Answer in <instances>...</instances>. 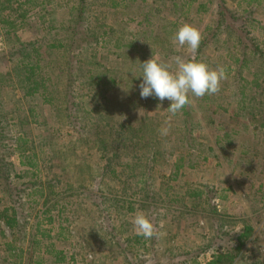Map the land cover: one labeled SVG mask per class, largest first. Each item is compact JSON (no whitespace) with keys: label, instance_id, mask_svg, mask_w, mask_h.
Listing matches in <instances>:
<instances>
[{"label":"rangeland","instance_id":"obj_1","mask_svg":"<svg viewBox=\"0 0 264 264\" xmlns=\"http://www.w3.org/2000/svg\"><path fill=\"white\" fill-rule=\"evenodd\" d=\"M89 1L93 3L94 15L104 10L103 4L108 2ZM172 1L181 5L172 15L177 22L171 24L168 20L164 21L166 17L169 18L165 7L163 11L166 14H161V23L151 29L161 37L168 35L161 44L164 48L151 45L153 37L151 41L147 38V45L142 46L143 35H140L150 34V30L138 24L143 18L144 9L135 10L132 7L126 9L127 14L122 19L128 22L122 25L114 22L115 19L108 13L102 15L107 16L104 19L114 30L108 44L99 47L95 55H91L86 40L81 41L80 45L75 43L76 47L73 42H76L79 34L83 35V26L75 28V35L71 31L73 25L80 24L73 22L71 14L75 0H39L29 11V25L11 34L7 31L17 27L19 21L10 23L8 28H0V54H3L24 47L40 37L44 32L39 17L46 12L44 20L47 19L46 25L51 31L49 38L57 35L59 41L56 44L61 43L58 48L51 50L52 54L48 58L58 60L64 57L62 60L65 62L71 53L74 64L69 61L66 67L76 75L69 79L68 87L64 84V74L60 69V66L63 67L62 62L51 63L48 67L52 73L55 100L53 104L42 106L40 98L24 99L21 88L14 87L9 81L0 85V102L3 103L7 118L10 117L8 131L10 135H22L29 140L21 145L29 149L25 161L33 163L22 162L24 159L20 152H13L11 146L5 151V161L9 165L3 168L5 173L0 171V210L14 203L6 187L8 181H11L16 184L14 189L19 187L22 190L14 193L15 198L19 199L15 205L21 216L26 218L27 232L17 242L24 248L22 255H18L17 248L10 252L6 244L18 238L2 223L0 264H188L184 263L185 258H181L185 251H190L191 255L197 254L196 249L217 237L222 227L233 226L237 229L245 222L255 226V233L248 237L240 256L232 264H264L263 132L259 136L264 129L260 130L258 123H251L248 118L237 114L236 97L229 87L231 81H226L231 79V68L228 70L229 50L225 44L228 34L224 30H211L215 29L214 21L219 17L217 9L222 8V5L238 10L246 6L255 9L252 30L259 39L264 40V0H252V5L247 4V0H241L243 5L239 8L236 5L238 0H213L207 11H198V2L183 5L189 1ZM130 18L136 22L129 21ZM13 19L11 16L10 21ZM185 22L201 32L200 51L192 52L187 45L177 47L173 44L172 37ZM57 28L58 31L55 30ZM212 31H216L219 38L213 37ZM116 38L123 40L122 53L130 56L125 62L116 54L117 47L113 40ZM153 49H156L154 57L163 62H171V58L177 55L187 60L198 53V61L205 62L210 68L219 65L226 68L227 79L221 82L222 92L211 101V112L207 116L203 114L205 109L200 108L201 98L190 94L195 107L193 113L196 114L193 136L197 139L195 147L190 150L186 145L180 151L176 150L178 144L182 145L179 139L182 137L179 116L172 117L167 135H161L158 131L170 115L167 110L170 101L166 99L161 104L155 97L145 99L140 96L139 84L143 77L139 59L145 54L149 55L148 59L151 58ZM135 63L136 71L130 72ZM13 65H4V61H0V71L10 70ZM111 74L119 76L120 84L106 90L103 95L100 88L107 89L106 79ZM91 75H103L105 80L99 84L94 83ZM98 113L113 115L114 123L127 125L149 116L153 123L158 124V136L153 142L156 145L161 143L163 156L154 164L151 174H141L138 168L134 172L136 176L125 181V175L119 179L109 172L110 167L105 166L107 156L101 158L94 146L96 144L90 140L93 139L91 129L98 120ZM20 118L23 120L19 122ZM83 122L88 123L85 128ZM84 131L88 136L87 141L81 137ZM226 133L238 134L226 137ZM217 136L226 137L232 143L222 139L223 145H217ZM198 142L207 146H197ZM209 146H213L216 153L208 160H203V155L209 153L206 149ZM201 149L206 150L202 152ZM187 152L190 153L185 155ZM151 153L149 148L146 155ZM181 155H185L184 165L176 175L175 163ZM122 156L113 162L116 160L119 166L125 162H135L134 159ZM138 183L142 187L151 184L152 189L148 194L154 195L153 200L157 203L155 208L150 206L152 199H147V191H142L139 195L144 206L136 205L134 212L128 211L129 203L124 200L132 198ZM198 189L210 192L203 195V203L196 205L187 191ZM48 195L52 199L44 204V198ZM48 207H51L49 213L44 215L42 211ZM139 211L149 219L152 216L158 218L161 229L155 240L135 238L130 220ZM37 222H40L41 231L49 232L50 236L35 232L33 226ZM112 228L113 235L108 236L105 229L112 231ZM114 235L116 238H113ZM33 238L38 240L37 244ZM50 242L55 244V252L63 251L64 260H59L57 253L47 252L45 245ZM153 248H156L155 252ZM221 252L222 248L204 252L198 255V260L204 264Z\"/></svg>","mask_w":264,"mask_h":264},{"label":"trees","instance_id":"obj_2","mask_svg":"<svg viewBox=\"0 0 264 264\" xmlns=\"http://www.w3.org/2000/svg\"><path fill=\"white\" fill-rule=\"evenodd\" d=\"M38 1L39 0H0V28H5L10 23L19 21L17 27L9 29V31H7V33L11 34L14 31L17 33V30L22 28L24 25H29V11L32 10L31 8L37 5ZM75 1V4L72 6L71 14L72 17H74L73 22L76 24H80L73 25L74 27L73 29L71 28V31L75 35V32H77L74 31L75 28L77 29L78 26H83V35L81 36L78 33L80 37H77L76 42L73 39V43L74 45H76L75 43H78V45H80L81 41L86 40V43L90 48L89 50L91 52V55H95V52L99 49V47L107 45L109 42V38H112L111 33H113L114 28L110 26V24H108L104 19L107 18V16H102L105 15V13H108V15L112 19H115L114 22L122 25L128 22V20L122 19L127 14V8L130 9L132 7V9L135 10L144 9V13H142L143 18L138 21V24H140L141 27H144V29H149L151 35L147 33H145V35H140V37H142L143 35L142 38L144 43H142V46L147 45L145 43L147 41V38H149V41H151L153 37V40L150 44L164 48L161 46V44L164 42V39L168 38V35H163L161 37L160 34H157V31L153 33L151 29L159 26V23H161V14H166L163 11V8L165 7H167L168 9L169 18L164 17V21L168 20V23L175 24L177 21L172 18V15L174 12H177L178 7L181 6L180 4L175 3L172 0H108V2L103 4V6H105V9L96 12V14L94 15L95 10L94 12H92L93 3L91 1ZM187 1H189V3H184L183 5L190 4L192 2H198V11H207L210 4L213 2V0ZM247 1V4L252 5V0ZM236 5L239 8L243 4H241V0H238V3ZM239 9L241 11L237 8L228 9L226 7H223L222 5V8L217 9L219 17L216 21H214L215 29L211 30H217L218 32L224 30V32H227L228 34V38H226L225 44L227 45V48L229 50L228 56L231 60H229L228 64V70L229 68H231V73L229 72V74L231 75V79L226 81H231L229 87L231 90L230 92L236 97L235 101L237 114L241 115L243 118H248L251 123H258L260 125V130H263L264 40L259 39L258 36L254 34V30H252L255 21L252 17L255 9L246 8V6H242V8ZM11 16H13L14 18L12 21H10ZM44 17L46 18V12H44L43 15L39 17L40 23L42 25V30L44 32L41 36L39 35V39L37 38L33 41H30L24 47L15 48L9 52L0 54V61H4V65L14 63L10 70L0 71V85L2 86L4 85V83L7 84V81H9V83L14 84V87L21 88V91L23 92L22 97L24 99H26L27 97L31 99L40 98L41 106L45 104H53L55 100V95H53L52 73L48 67L49 65H51V63L59 64L62 62L61 64H63V67L60 66V69L64 74V84H67L68 87L69 79L76 76L73 70L70 71L66 67L68 62L71 61L73 57L71 53H69L65 62L62 60L64 57L58 60L48 58L52 54L51 50L58 48L61 43L56 44V42L59 41L58 39H56L57 35H55V37L49 38V32L51 31L50 28L46 25L47 19L44 20ZM129 21L136 22L134 18H130ZM55 30L58 31V28ZM212 32L213 37H218V33L216 31ZM134 35L135 34H133L132 36ZM49 39H53L54 41L51 42L49 41ZM113 40L117 47V56L120 58V60L125 62V60L130 58V56L124 55L121 51L123 48V40L121 38H116ZM65 45L67 48H69L67 43H65ZM67 48H65L64 50L66 51ZM153 50L154 51H152V55L154 57L156 49ZM200 50L201 43L197 51ZM148 56V54H145L144 57H140V67L141 63L148 59ZM189 59L198 60V53L196 56L189 57ZM232 64L234 65L233 67ZM68 67L72 68L70 65H68ZM136 69L137 63L133 64V67L129 71L135 72ZM90 77L92 78L94 77V75H91ZM11 79H13V81ZM92 80H94V83L99 84L102 83L103 80H105V77L103 75H97L92 78ZM106 84L108 85V87H106L107 89L102 88L103 90H101L100 88V92H103V95L105 94L106 90L118 87V85L120 84L119 76L116 74L109 75L106 79ZM221 92L222 90L214 95H205L201 98L199 105L201 109H205L203 113L205 114V116H207L211 112V101L218 98V94ZM65 93L67 94L68 92L65 91ZM190 99H192L191 96ZM193 107V103H191L190 105H186L179 113L176 114L177 117L179 116L180 121V136L182 134V137H179V139L182 141V145L178 144V146L176 147L177 151H180L183 145H186L188 147V150L195 147L194 144L196 143L197 139L193 136V133L196 126L194 123V115L196 114L193 113L195 108ZM30 110L33 111L32 107ZM5 113L6 112L5 109H3V103L0 102V171H2V173H5L3 168L9 165L5 161V151L10 146L12 147L13 152H20V155L24 159L22 160V162L26 164H33L31 162L25 161V157H27L29 149L24 146L22 147L21 145L22 143L28 142L29 140L22 135H10L8 131L10 117L7 118V115ZM98 115V120L93 123V128L91 126H88V128H92L91 132L93 135V139L90 140L91 143L96 144L94 146L96 147L98 154L101 155V158L107 156L108 160L105 166L110 167L109 172L113 173L114 177H117L119 179L121 177L123 178V176L125 175L126 177L125 179H123L125 181L128 180V178H130L131 176H136V173L134 172L138 168H140L139 173L141 174H144L145 172L151 174L154 164L162 158L161 156H163L160 149L161 143L156 145L155 142H153L156 136H158V131L156 132V127L158 124L153 123L152 118L149 116L142 117L143 120L140 119L137 122H130L126 125L122 122L114 123L113 115L108 116L107 114L104 115L102 113H98ZM22 120L23 119L20 118L19 122ZM87 124L88 123L83 122L84 128ZM125 127H127L128 129L124 132L123 130ZM262 132L264 134V131H261L259 136L262 135ZM235 134L238 133H226L225 136L232 137ZM81 137L86 141L88 140V136L85 131ZM226 137L220 138V136H217L216 144L222 146V139L226 140L227 143H232L231 140L225 139ZM198 143L199 144H196L197 146H207L202 142ZM149 148L150 150H152V153L146 155V151H149ZM206 149L209 153L203 155V160H208L210 156L215 155L216 153V149L213 146H209ZM206 149L201 150L203 152ZM111 150H113L112 155L110 153ZM173 151H175V149H173ZM189 153L190 152H187L185 155ZM122 154L131 160L134 159L135 162L133 164L130 162H125L119 166V163H116V160L120 159ZM185 155L179 156L178 160L176 161L174 174L177 175L180 168L184 165L183 160ZM114 159L116 160L113 162ZM10 182L11 181H8V184L6 183V187L10 192V195L14 198H11L14 203H11V205H7L4 209L0 210V227H2V223H4L12 230L14 236H16V239L18 238L17 240H12L11 242L6 243L9 251L13 252L17 248L19 250L18 255H22L24 248L19 246L17 242L21 240L22 236H24L23 233L27 232V221L26 218L24 219L21 216L18 208L15 205V201L19 199L15 198L14 193L20 190V188L17 187L14 189V186L16 184ZM150 188L152 189L151 184H145V187H142L140 186V183H138V188L133 192L132 198L124 200V202L127 201L129 203V206L127 207L128 211L134 212L137 208L136 205L138 207L139 205L141 207L144 206V202H141L139 195V193L142 191H147V199H152V201L150 202V206L151 208H155L157 203L153 200L154 195L148 194L150 192ZM203 189L187 191L188 196L195 200L196 205L203 203V195H208L210 192L207 190L204 191ZM51 199V196L48 195V197L44 198V204L48 203ZM50 208L51 207L46 208L44 211H42V213H44V215L46 213H49ZM150 220L156 228V233H158L161 229L158 218L156 216H152ZM33 228L36 233L50 236L49 232L46 233L45 231H41L40 222H37V224L34 225ZM105 232L108 236H112V232H114V229L112 228V231L105 229ZM254 233L255 226L249 222L243 223V225L237 229L233 228V226L230 228L224 226L222 227V230L219 231L217 237L215 236L213 240H210L206 244H203L196 249L197 254L191 255V252L187 250L181 256V258H185L184 263L187 262L188 264H202L198 260V255L204 252L219 250L220 248H222L221 253L215 254L211 260L204 264H232L236 260L237 256H240V253L243 250L248 237L250 238V236H253ZM227 236L229 237V239L226 240ZM113 238H116V236L114 235ZM135 238L142 239L144 237L135 235ZM152 239L155 240V236ZM33 242L37 244L38 240L36 238H33ZM54 245L55 244L53 242L46 244L45 247L47 246V252L49 251L50 253L54 254L57 253L56 255L59 257V260H64L65 257L63 255V251L59 250L55 252ZM122 250L124 253H126L123 247ZM153 250L155 252L156 248H153ZM188 256L192 257L189 258ZM171 258L173 257L171 256Z\"/></svg>","mask_w":264,"mask_h":264},{"label":"clouds","instance_id":"obj_3","mask_svg":"<svg viewBox=\"0 0 264 264\" xmlns=\"http://www.w3.org/2000/svg\"><path fill=\"white\" fill-rule=\"evenodd\" d=\"M201 39L199 29L185 22L179 26L172 37V42L177 47L187 45L195 52ZM141 68L143 77L139 84L141 98L155 97L161 104L166 99L170 101L167 108L170 115L158 130L161 135L168 134L172 117L192 103L190 94L195 98L214 95L220 91L221 82L227 79L224 66L210 68L203 61L186 60L179 55L172 57L171 62L160 61L152 55L141 63ZM130 222L136 235L145 239H152L157 235L155 226L142 211L134 213Z\"/></svg>","mask_w":264,"mask_h":264},{"label":"built area","instance_id":"obj_4","mask_svg":"<svg viewBox=\"0 0 264 264\" xmlns=\"http://www.w3.org/2000/svg\"><path fill=\"white\" fill-rule=\"evenodd\" d=\"M262 184H263V188H264V181H263V183H262Z\"/></svg>","mask_w":264,"mask_h":264}]
</instances>
